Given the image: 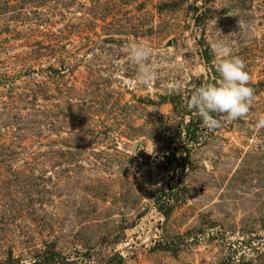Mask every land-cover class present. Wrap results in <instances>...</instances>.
Here are the masks:
<instances>
[{
    "label": "rangeland",
    "instance_id": "obj_1",
    "mask_svg": "<svg viewBox=\"0 0 264 264\" xmlns=\"http://www.w3.org/2000/svg\"><path fill=\"white\" fill-rule=\"evenodd\" d=\"M217 44L255 100L208 130ZM261 116L264 0H0V264H264Z\"/></svg>",
    "mask_w": 264,
    "mask_h": 264
},
{
    "label": "clouds",
    "instance_id": "obj_2",
    "mask_svg": "<svg viewBox=\"0 0 264 264\" xmlns=\"http://www.w3.org/2000/svg\"><path fill=\"white\" fill-rule=\"evenodd\" d=\"M127 48L128 58L137 68L138 84L150 88L157 78L151 63L152 50L134 41H130ZM213 50L216 53L212 61L217 73L216 81L197 87L186 102L188 111L199 116L208 130L220 127L222 120L236 121L245 117L255 100L254 91L248 86L249 75L243 60L233 55L230 45L217 44ZM255 127L264 129V116L256 121Z\"/></svg>",
    "mask_w": 264,
    "mask_h": 264
}]
</instances>
